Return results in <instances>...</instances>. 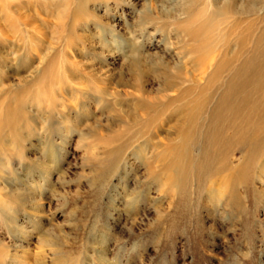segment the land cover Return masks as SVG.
I'll use <instances>...</instances> for the list:
<instances>
[{"label": "rangeland", "instance_id": "obj_1", "mask_svg": "<svg viewBox=\"0 0 264 264\" xmlns=\"http://www.w3.org/2000/svg\"><path fill=\"white\" fill-rule=\"evenodd\" d=\"M160 1L89 3L68 34L55 0H0V264H264V168L229 206L186 132L225 47L190 53Z\"/></svg>", "mask_w": 264, "mask_h": 264}, {"label": "bare ground", "instance_id": "obj_2", "mask_svg": "<svg viewBox=\"0 0 264 264\" xmlns=\"http://www.w3.org/2000/svg\"><path fill=\"white\" fill-rule=\"evenodd\" d=\"M67 1L53 3L57 13L67 14L66 31L73 34L75 25L72 23L80 21L87 5L105 0ZM166 1H160L162 10H165ZM176 3L178 13L173 16L165 11V14L174 20L173 25L185 38L190 53L201 54L216 44L225 47L226 52L225 59L215 66L214 73L207 79V83L211 81L216 86L217 92L212 91L215 98H212L214 93L206 96L201 100V107L184 115L186 132L190 130L189 134L193 135L189 145L199 141V136L203 140L193 163L201 170L197 179L204 180L212 194L217 192V184H226L223 196L228 205H241L239 188L245 197L250 191L261 192L255 185L256 179L251 180L250 170L264 168V0H179ZM150 7L153 8L152 2ZM139 14L143 30L157 24L150 10H140ZM250 25L252 31H249ZM241 26L245 29L239 30L240 41L232 43V47L227 40L228 34ZM140 59L139 54L134 56V66L141 64ZM193 120L199 125L191 129ZM184 143L180 145L183 147ZM238 153L240 158L234 160L233 155ZM174 159L172 164L177 172L189 167L186 162ZM175 181L180 186L185 185L183 173Z\"/></svg>", "mask_w": 264, "mask_h": 264}]
</instances>
